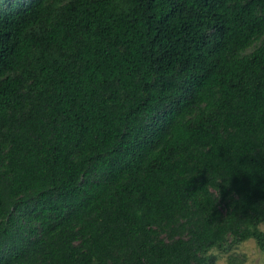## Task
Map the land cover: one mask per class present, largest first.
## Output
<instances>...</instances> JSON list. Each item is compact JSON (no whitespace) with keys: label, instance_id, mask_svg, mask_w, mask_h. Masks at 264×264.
Returning a JSON list of instances; mask_svg holds the SVG:
<instances>
[{"label":"trees","instance_id":"trees-1","mask_svg":"<svg viewBox=\"0 0 264 264\" xmlns=\"http://www.w3.org/2000/svg\"><path fill=\"white\" fill-rule=\"evenodd\" d=\"M258 205L264 0H0V264H201Z\"/></svg>","mask_w":264,"mask_h":264},{"label":"clouds","instance_id":"clouds-1","mask_svg":"<svg viewBox=\"0 0 264 264\" xmlns=\"http://www.w3.org/2000/svg\"><path fill=\"white\" fill-rule=\"evenodd\" d=\"M257 209L255 218L236 222L205 245L201 264H264V214Z\"/></svg>","mask_w":264,"mask_h":264}]
</instances>
